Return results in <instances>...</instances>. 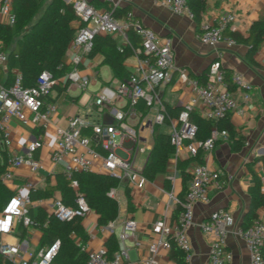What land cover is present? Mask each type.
<instances>
[{"label": "built area", "instance_id": "obj_1", "mask_svg": "<svg viewBox=\"0 0 264 264\" xmlns=\"http://www.w3.org/2000/svg\"><path fill=\"white\" fill-rule=\"evenodd\" d=\"M15 1L0 0V24L15 23ZM153 1L176 15L195 19L188 0ZM71 2L79 23L69 45L73 52L69 61L71 69L60 77L44 71L33 87L23 86L22 76L17 70H13L11 83H0V141L6 150L0 184L13 192L0 211V264H53L60 241L39 247V241L35 246L33 235H43L51 218L61 222L74 219L83 222L92 211L81 193H77L75 206L66 205L56 196L35 200L34 195L38 192L36 183L16 174L23 166H27L32 174L45 169L44 163L37 160L35 154L45 144V134L53 125L58 111L57 103L50 99L55 86L62 83L66 89L76 87L87 96L86 115L71 117L67 128H55V142L48 154L49 172L53 174L56 167L62 166L65 178L72 185L75 184L73 176L76 173L90 172L108 174L131 187L147 181L138 165L139 154L143 150L136 146L129 149L123 147L126 139L138 141L137 128L141 126L152 131L158 126L167 127L176 158L182 152L186 158L199 152L211 155L220 141L229 140V133L213 129L208 139H196L197 126L191 120V113L217 121L231 115L241 103H249L252 99V87L243 75L239 72L228 74L217 62L210 65L204 81L189 78L186 69L176 67L170 41L143 26L132 11L117 18L113 8L99 9L87 0ZM235 21L233 13L221 14L215 23L202 21L198 33L200 42L214 48L221 44L235 46L236 40L228 35ZM130 34L137 37L139 46L133 44ZM99 35H110L114 39L121 37L123 42L117 49H130L137 58V67L128 77L115 78L90 93L89 86L94 79L83 72L81 66L85 59L91 58L95 39ZM7 62L8 53L0 42V70L7 66ZM175 71L193 92L176 118L170 115L160 95L161 87L171 81ZM141 104L145 113L138 108ZM109 118L111 122H108ZM13 119L33 130L32 138L25 142L20 153L13 149ZM121 148L128 154L126 158L116 153V149ZM190 175L183 198L171 192L163 217L153 224L151 231L156 240L148 245L146 256L135 262L129 258L126 241L139 228L138 222L130 218L122 223L119 233L115 231L114 222L100 226V230L109 237L114 235L116 238L118 250L112 256L106 245L90 249L87 241L83 242L75 231L72 232L71 238L88 254L83 264H159L161 251H170L171 241L183 250L189 262L192 246L188 232L195 221L194 205L208 202L209 191H223L235 178L232 174L212 168L207 162L194 165ZM108 196L117 200L116 188L111 189ZM34 209L43 210L44 215H32ZM235 224L233 215L227 210L213 211L199 224L201 231L210 239L206 264L232 262L233 254L227 249V238ZM235 233L248 248L250 264H264V221L257 219L247 228L237 227ZM136 246H141V242H136Z\"/></svg>", "mask_w": 264, "mask_h": 264}, {"label": "crops", "instance_id": "obj_2", "mask_svg": "<svg viewBox=\"0 0 264 264\" xmlns=\"http://www.w3.org/2000/svg\"><path fill=\"white\" fill-rule=\"evenodd\" d=\"M87 1L99 9L128 8L127 12L132 11L135 19L143 26L155 31L161 38L170 41L176 67L186 69L189 78L198 79L202 77V81H204L206 71L210 65L217 62L228 74L241 73L245 81L251 85V101L241 103L240 107L230 115L236 133L245 138V145L242 150L233 152L229 139L228 141H220L211 155H204V162H207L212 168L220 170L224 174H232L235 178L223 191H209L208 202H198L194 205L195 221L188 232L192 246V257L189 263L206 264L210 239L201 231L199 224L206 220L213 211H229L236 222L227 238V249L233 254V260L230 264H250L248 248L245 242L236 235L235 229L241 227L244 216L249 212L250 190L256 184V177L259 179L261 190L264 192V165L261 160L264 156V40L255 51L254 60L260 66L255 67L248 60V47L246 45L237 43L233 47H228L221 44L215 48L205 46L198 38L200 25L197 28L195 19L191 20L186 16L176 15L153 0ZM228 13H233L236 16V21L231 25L228 34L238 33L243 37H247L252 24L264 16V0H207L202 21L215 23L221 14ZM78 28L79 23L77 22ZM130 37L133 44L139 46L137 37L134 34H130ZM114 40L117 46H120L123 42L121 37ZM127 50L129 52L124 60V67L128 77L137 67V58L130 49ZM72 53L68 48L65 61L70 69L69 61ZM90 57L85 59L81 66L83 72L94 79L89 86L90 93L97 91L100 86L110 83L115 78H124L114 77L112 69L104 65L111 72V78L104 80L101 77L104 56L97 54ZM5 73L6 67L0 70L3 79L6 77ZM160 95L165 106L168 104L183 109L192 98L193 92L180 78L179 72L175 71L171 81L161 87ZM86 98L87 96L76 87L66 89L62 83L54 87L50 99L57 103L58 111L54 117L53 125L45 134V144L35 154V158L44 163L45 169L43 173L38 174H32L27 166H23L16 171L19 177L28 178L36 183L38 191L49 193L38 197L35 194V200L51 196L62 199L60 186L65 178L63 168L62 166L56 167L54 173L51 174L49 172L48 154L55 142V128L64 125L67 128L71 117L86 115ZM108 120V122H111L110 118ZM156 128L162 133L169 134L167 127L158 126ZM12 129L13 149L15 152L20 153L23 151L22 148L25 142L32 138L33 130L31 127L21 124L17 119L12 120ZM137 129L139 133L138 141L134 142L126 139L123 142V147L129 149L136 146L143 150L138 158V165L143 169L154 145L155 129L152 131L150 128L143 126ZM86 133L89 134V131H86ZM124 148L120 150L127 157L128 154L124 151ZM186 159L183 152L179 158H176L173 154L169 158L166 173L158 174L153 180L138 182L133 187L129 186L127 182H123L116 188L118 217L113 221L116 233L121 231L122 223L126 219L133 218L139 225L137 233L130 236L126 241L131 261L135 262L146 256L148 245L156 240L151 228L156 221L163 217L170 199V193L172 192L178 197L184 196L191 175L185 181L181 175V170L184 169L190 172L192 169V164L188 166L181 164ZM126 189L130 190L133 211L128 210ZM32 211V215H44V211L41 209ZM256 213L258 219L264 221V207L258 208ZM97 219V214L92 210L81 224L84 226L90 249H97L105 245L106 240L109 238L106 232L100 230ZM33 237L35 246L38 245L39 241L38 246L41 247L42 235L35 233ZM136 242H141V246H136ZM131 251L134 253V259L131 257ZM159 264H173L169 258V251H161Z\"/></svg>", "mask_w": 264, "mask_h": 264}, {"label": "trees", "instance_id": "obj_3", "mask_svg": "<svg viewBox=\"0 0 264 264\" xmlns=\"http://www.w3.org/2000/svg\"><path fill=\"white\" fill-rule=\"evenodd\" d=\"M46 0H16L13 4V11L16 21L13 25L0 24V42L3 49L8 53L6 66V77L0 75V83L9 84L14 78L13 70H17L23 79L24 87H33L39 75L44 71L53 73L60 77L67 73L70 68L65 58L67 50L77 32L78 18L74 12L73 4L67 0H49L40 17L32 22L35 14L44 5ZM188 4L195 14L196 26L200 25L203 13L206 10L207 0H188ZM128 8H115L113 14L122 18ZM238 44L248 47V60L255 67H260L254 60V54L263 41L264 37V16L254 22L250 27L249 35L243 37L238 33H229ZM128 50H117V43L110 35H99L95 39L91 56L102 54L104 61L102 65L109 66L114 77H127L128 73L124 67V60L128 56ZM202 77L198 80L202 81ZM145 113L144 105L138 107ZM166 108L172 117H178L182 108L172 107L166 104ZM191 120L197 126L196 139L206 140L210 137L213 129L227 131L231 141L233 152H240L245 145V138L238 135L231 123L230 115L224 119L211 121L202 118L197 113H191ZM175 146L171 136L162 133L156 128L154 130V145L149 153L148 160L143 168V175L148 180H153L158 174L167 171L169 158L174 154ZM6 160V150L0 141V171L3 169ZM264 165V156L262 157ZM204 163V153L199 152L194 157L187 158L182 165L192 167ZM191 174L181 170L183 180H187ZM75 184L72 185L66 178L60 186L63 202L69 206H75L77 193H81L87 200L89 208L97 216L99 226H106L118 217V203L108 196L111 189L118 188L120 181L108 174L102 173H76L73 176ZM48 192L38 191L36 197L47 195ZM11 190L0 184V211L12 197ZM128 199V210L133 211V203L130 190L126 189ZM181 199L183 198L180 197ZM264 207V192L261 190L260 181L256 177V184L250 190V209L244 216L242 228H247L258 219L256 210ZM81 220L74 219L70 222H61L50 219L49 226L44 229L41 247L51 245L56 240L61 243L60 249L53 261V264H83L88 254L71 238V233L76 232L83 242L87 241L84 226ZM169 251V258L173 264H190L186 260L185 253L175 242ZM109 255L112 256L118 250V244L114 235H111L105 243Z\"/></svg>", "mask_w": 264, "mask_h": 264}, {"label": "rangeland", "instance_id": "obj_4", "mask_svg": "<svg viewBox=\"0 0 264 264\" xmlns=\"http://www.w3.org/2000/svg\"><path fill=\"white\" fill-rule=\"evenodd\" d=\"M48 1H49V0H46L45 3H44V5H43V6L40 8V10L35 14V16H34L32 22L36 21V20L40 17V15L42 14V12H43V10H44L46 4L48 3ZM129 57H131V56H129ZM126 66H127V65H126ZM101 77H102L104 80H108V79L111 78V72H110V69H109L107 66H103V67H102V69H101ZM62 127H65V125L62 126ZM116 153H117L118 155H120L121 157L126 158L125 154H123V153L121 152L120 149H116ZM41 173H43V171H41ZM23 194H25V192H23ZM130 254H131L132 259H134V253H133V251H131Z\"/></svg>", "mask_w": 264, "mask_h": 264}]
</instances>
